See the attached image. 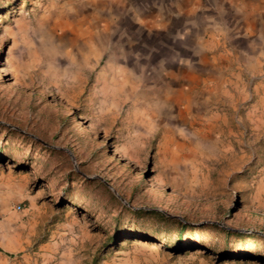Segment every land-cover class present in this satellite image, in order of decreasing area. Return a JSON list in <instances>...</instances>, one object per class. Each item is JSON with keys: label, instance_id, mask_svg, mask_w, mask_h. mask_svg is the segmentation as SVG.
<instances>
[{"label": "rangeland", "instance_id": "rangeland-1", "mask_svg": "<svg viewBox=\"0 0 264 264\" xmlns=\"http://www.w3.org/2000/svg\"><path fill=\"white\" fill-rule=\"evenodd\" d=\"M4 206L75 264H264V4L0 0Z\"/></svg>", "mask_w": 264, "mask_h": 264}, {"label": "crops", "instance_id": "crops-1", "mask_svg": "<svg viewBox=\"0 0 264 264\" xmlns=\"http://www.w3.org/2000/svg\"><path fill=\"white\" fill-rule=\"evenodd\" d=\"M264 4V0H254ZM256 10V14L262 13ZM0 264H75L67 261L63 251L57 248V240L36 239L33 241L31 218L26 210L19 214L7 207H0ZM35 245L34 250L32 245Z\"/></svg>", "mask_w": 264, "mask_h": 264}, {"label": "trees", "instance_id": "trees-1", "mask_svg": "<svg viewBox=\"0 0 264 264\" xmlns=\"http://www.w3.org/2000/svg\"><path fill=\"white\" fill-rule=\"evenodd\" d=\"M129 212L131 213H138V212H142L141 209H135V210H131L128 209ZM146 213H150L153 214L154 216L158 217L161 220L164 221H172L174 222L175 226H176V234L178 235L180 232L182 231H186L187 233H189L190 231H192L193 229H198L201 228L202 226H205L206 228H209L211 231H220L221 232V236L222 237H226V236H233L236 237L238 239H241L242 237H246V236H250L251 234H242L239 232H230V231H224L223 229H221L218 225H216L215 223L212 222H206L204 224H201L199 226H190L188 223L186 222H181L177 219H173V218H169L164 216L161 212L159 211H154V210H149V211H145Z\"/></svg>", "mask_w": 264, "mask_h": 264}, {"label": "clouds", "instance_id": "clouds-1", "mask_svg": "<svg viewBox=\"0 0 264 264\" xmlns=\"http://www.w3.org/2000/svg\"><path fill=\"white\" fill-rule=\"evenodd\" d=\"M221 7H222V6H221ZM213 17L215 18V20H216L217 23H221V22H223V26H224V27H228L227 23L223 20V16H221L219 13H218V17H219V18H217L216 16H213ZM176 18H179V16H176ZM198 23H199V22H197V25H193V24L189 23L187 20H185V22H184V24H185L184 29H183L182 32H181V31H178V32L176 33V39H179V40L183 41V40L185 39V37H186V36L184 35V31H185V29L187 28V29H188V32L190 33V32L192 31V28H199V27H198ZM188 25H191V27H188ZM31 27H32L33 29H38V28H39V25H38V24H37V25H32ZM117 43H118V41H117ZM127 59H128L127 55L123 54V52H122V50H121V55H120V57H119V61H118L117 63H118V64H121V65H124L125 67H127L129 70H131V71L133 72L134 75L142 76V72H141V73H136V72L133 70L132 67L127 66ZM139 59H140V54H139V53H134V54H133V62H134V63H135V62H138ZM172 59H173V62H174V63H176V64H178V65H180V66H188L187 64L182 63V61H186V60H187V61H190V60H188V59H184V58H180L179 60H177L175 57H173ZM121 61H123V62H121Z\"/></svg>", "mask_w": 264, "mask_h": 264}]
</instances>
